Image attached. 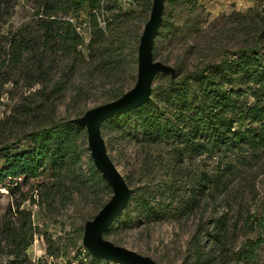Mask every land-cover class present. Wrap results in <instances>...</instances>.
<instances>
[{
  "label": "trees",
  "instance_id": "1",
  "mask_svg": "<svg viewBox=\"0 0 264 264\" xmlns=\"http://www.w3.org/2000/svg\"><path fill=\"white\" fill-rule=\"evenodd\" d=\"M13 1L0 0V25L11 15ZM28 1L36 8L34 24L0 32V86L13 82L18 71L33 77L32 82L41 87L18 102L4 120L12 126L24 116L33 118L35 124L26 134L27 147L11 150V143L0 145L4 162L0 187L12 191L20 179L40 177L48 168L57 180V192L85 188L112 193L92 160L87 175L78 171L76 163L85 150L83 128L70 121L73 117L57 119L56 111L81 71L90 78L89 83L96 79L112 83L108 101L129 89L124 86L136 79L138 32L131 40H127V32H120L127 12L120 8L119 0ZM133 1L141 3L139 19H145L151 0ZM165 4L158 41L191 40L185 52L206 56L191 69L178 62L173 66L174 79L158 74L147 101L102 122L106 133L114 129L117 136L130 135L139 141L145 152L144 172L154 171L160 154L168 156L166 178L157 184L150 179L131 187L126 206L104 236L116 229L123 211L122 225L130 222L131 212L145 221L179 219L201 201L210 200L211 214L205 223L196 225L188 264H264V0L215 17L200 0H165ZM106 11L109 16H104ZM84 22L89 26L86 51L80 32ZM157 51L153 46V56ZM60 62L63 74L55 78L54 69ZM88 85L77 82L72 103L80 106L90 96ZM130 121L126 133L124 125ZM151 147L157 151L151 152ZM197 162L200 168L191 173V186L181 192L175 180L179 168ZM124 179L127 182L130 177ZM23 199L16 202V210ZM34 234L29 214L2 221L0 253L8 256L6 264H32L26 251ZM239 234L243 239L236 245ZM46 253L55 256L49 239ZM77 254L65 264L112 262L93 257L85 247Z\"/></svg>",
  "mask_w": 264,
  "mask_h": 264
},
{
  "label": "rangeland",
  "instance_id": "2",
  "mask_svg": "<svg viewBox=\"0 0 264 264\" xmlns=\"http://www.w3.org/2000/svg\"><path fill=\"white\" fill-rule=\"evenodd\" d=\"M14 6L11 15L8 17L6 24L0 25V32H6L18 26H32L36 19V8L31 1L14 0ZM204 5V4H202ZM119 6L127 12L125 21L121 23L120 32H127V40H131L135 32L140 36L145 19H139L141 3L133 0H119ZM215 17L220 13H229L235 9L232 6L219 11L211 12L208 6H204ZM166 8V4H165ZM133 9V11L131 10ZM104 16H109V12H103ZM3 26V27H2ZM80 32L84 36V45L82 50L86 51L85 45L89 39V26L84 22L80 28ZM1 34V33H0ZM131 37V38H130ZM139 38V37H138ZM138 38L136 40V52ZM158 32L154 38V45L157 47V60L168 63L176 67L177 63L181 66L193 68L195 64L203 61L206 55L186 53L187 44L191 41L183 39L161 38ZM188 42V43H187ZM136 73V63H135ZM63 74V63L60 62L54 69V76L57 78ZM14 81L0 86V145L11 143V150L15 148H25L30 144L26 134L34 127L33 118L20 116L19 122L14 125L6 124L5 118L12 113L14 106L24 98H30L40 84H34L30 75L24 76L18 71L13 74ZM89 84L90 96L82 99L80 106L72 103L71 97L75 90L74 86L77 82ZM90 78L85 71H81L74 77V83L69 85L66 92L62 95L57 105V119H66L78 116L76 113H82L85 109L94 105L107 102V92L112 83L103 82L102 79H96L89 83ZM33 83L32 86L29 84ZM158 83V79L154 80V85ZM134 83H127L124 90L130 88ZM132 121L134 119H131ZM131 121L124 125V130L129 129ZM83 128L82 139L84 148L76 163L78 171L87 175L89 169L90 151L87 146V135ZM106 129L105 125L101 127V134L104 138L107 152L113 163L123 175L130 177L127 184L130 187L140 186L146 180H150L157 184L166 178L167 154H160L158 161L154 165V171L144 172L143 161L145 152L139 141L130 135H116L114 129ZM23 134L24 139L19 140ZM115 136V138H114ZM151 152H156L154 147L149 148ZM163 155V156H162ZM162 156V157H161ZM4 162L0 158V165ZM197 164V165H196ZM200 163H190L186 168H179L177 172V187L181 192L187 191L191 186V173L194 174ZM204 168V166H201ZM153 174V175H152ZM152 175V176H151ZM260 177L259 179H262ZM57 180L54 174L47 168L44 173L37 178L20 179L17 187L12 191L7 187H0V224L4 219L19 218L21 214H29L31 223L35 228L33 242L27 249V256L32 264H65L68 261H74V256L78 255L77 251L83 252L82 234L83 225L87 219H91L102 207V205L110 198L111 192H93L92 190L81 188L73 190L71 193L57 192L54 185ZM9 186L15 183H8ZM262 186V182H260ZM21 202L18 210L15 209L16 202ZM212 210V202L203 200L192 210L190 214L179 219L167 217L164 220H147L135 212H131V218L128 224L122 225L126 218V212H122L119 216L116 229L104 237L115 244L133 249L141 254L148 255L158 264H188V252L196 225L202 221L205 223ZM51 241L52 249L55 253L54 257H50L46 253L47 240ZM243 239V235L239 234L236 245ZM8 256L0 253V264H6ZM109 264H118L109 262Z\"/></svg>",
  "mask_w": 264,
  "mask_h": 264
},
{
  "label": "water",
  "instance_id": "3",
  "mask_svg": "<svg viewBox=\"0 0 264 264\" xmlns=\"http://www.w3.org/2000/svg\"><path fill=\"white\" fill-rule=\"evenodd\" d=\"M165 0H151L148 18L143 25L137 45L136 79L134 84L117 98L94 105L70 121L84 127L87 135V146L95 169L110 187L112 194L99 211L87 219L83 225L82 245L96 258L109 260L118 264H158L148 255L133 249L115 244L104 237V232L114 218L126 206L132 193L110 158L101 124L107 118L130 110L147 101L152 92L154 78L158 74H167L174 79L175 68L153 56V44L157 31L162 23Z\"/></svg>",
  "mask_w": 264,
  "mask_h": 264
},
{
  "label": "crops",
  "instance_id": "4",
  "mask_svg": "<svg viewBox=\"0 0 264 264\" xmlns=\"http://www.w3.org/2000/svg\"><path fill=\"white\" fill-rule=\"evenodd\" d=\"M211 12H219L230 6L236 10H244L254 5L256 0H200Z\"/></svg>",
  "mask_w": 264,
  "mask_h": 264
}]
</instances>
